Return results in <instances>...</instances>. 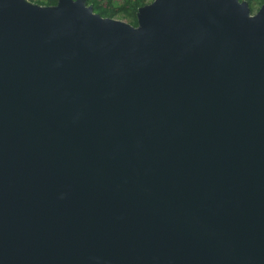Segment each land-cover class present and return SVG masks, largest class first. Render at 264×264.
<instances>
[{
    "label": "water",
    "instance_id": "water-1",
    "mask_svg": "<svg viewBox=\"0 0 264 264\" xmlns=\"http://www.w3.org/2000/svg\"><path fill=\"white\" fill-rule=\"evenodd\" d=\"M0 0V264H264V4Z\"/></svg>",
    "mask_w": 264,
    "mask_h": 264
},
{
    "label": "trees",
    "instance_id": "trees-1",
    "mask_svg": "<svg viewBox=\"0 0 264 264\" xmlns=\"http://www.w3.org/2000/svg\"><path fill=\"white\" fill-rule=\"evenodd\" d=\"M33 1L41 4H49V5L57 3V0H33ZM151 1L153 0H128L126 3L127 5L129 4V7L127 13L124 16H122V18L126 19L128 22L132 23L133 25H137L138 24L137 11L139 7L147 3H150ZM247 1L249 3L252 12L258 11L259 8L264 4V0H247ZM88 3H93L94 10L103 16H109V17L116 16L112 7L103 8L98 1L88 0Z\"/></svg>",
    "mask_w": 264,
    "mask_h": 264
},
{
    "label": "rangeland",
    "instance_id": "rangeland-1",
    "mask_svg": "<svg viewBox=\"0 0 264 264\" xmlns=\"http://www.w3.org/2000/svg\"><path fill=\"white\" fill-rule=\"evenodd\" d=\"M92 1H98L103 8L112 7L114 13L116 14V16H114L113 18H118L127 21L126 19H123L122 16H124L127 13L129 4L127 5L126 2L128 0H92Z\"/></svg>",
    "mask_w": 264,
    "mask_h": 264
}]
</instances>
